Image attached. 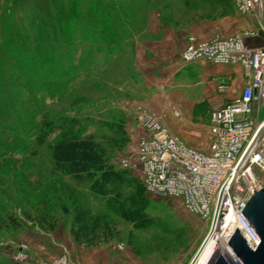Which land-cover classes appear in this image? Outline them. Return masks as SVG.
Returning <instances> with one entry per match:
<instances>
[{
	"label": "rangeland",
	"instance_id": "1",
	"mask_svg": "<svg viewBox=\"0 0 264 264\" xmlns=\"http://www.w3.org/2000/svg\"><path fill=\"white\" fill-rule=\"evenodd\" d=\"M149 5L165 6L155 15L187 27L237 14L232 0H0V264H74L72 245L106 247L118 264H192L198 254L196 264H210L224 249L212 238L219 227L181 199L149 194L137 169L121 165L144 134L141 114L155 115L176 135V120L189 110L177 104L181 112L157 115L141 105L160 90L156 79L167 64L150 55L163 45L147 43ZM188 37L186 46L212 38ZM203 111L206 121L210 110ZM63 120H74L81 137L125 171L118 197L56 161ZM176 136L202 151L204 135L198 145ZM43 216L57 227H42Z\"/></svg>",
	"mask_w": 264,
	"mask_h": 264
},
{
	"label": "built area",
	"instance_id": "2",
	"mask_svg": "<svg viewBox=\"0 0 264 264\" xmlns=\"http://www.w3.org/2000/svg\"><path fill=\"white\" fill-rule=\"evenodd\" d=\"M232 2L236 13L254 20L255 29L231 37L216 35L206 41L191 38L180 55L184 63L236 65L245 74L241 93L209 113L208 151L188 146L155 115L143 113L139 125L144 134L134 158L121 159V165L137 169L149 194L181 199L213 225L214 231L219 227L227 243L238 228L256 249L260 237L241 211L254 189L264 187V45H249L246 38H264V0ZM230 216L233 222L228 225ZM232 260L242 264L233 252Z\"/></svg>",
	"mask_w": 264,
	"mask_h": 264
},
{
	"label": "crops",
	"instance_id": "3",
	"mask_svg": "<svg viewBox=\"0 0 264 264\" xmlns=\"http://www.w3.org/2000/svg\"><path fill=\"white\" fill-rule=\"evenodd\" d=\"M164 9L165 6L149 5L148 10L152 14L149 16L147 23V43L150 46L157 45V47L163 45L162 53H159L158 47L150 55L154 54V57L151 56L154 61H157V58L158 60L167 61L165 68L163 67L165 74L156 79V85L161 87L160 90H155V94L151 95L149 99H144L141 105H144L146 109L155 111L157 115H159L157 111L160 110L163 114H168L166 109L170 108H175L181 112L177 104L188 108L189 110L184 114L181 112V119L176 120L178 130L175 134L186 136V138L187 136L192 137V141L196 144L198 143L197 139H201L204 135V142L200 145L201 148L198 147V149L205 152L208 151L210 134L209 115L207 120L203 121V110L209 108L211 111L234 100L244 87L245 74L243 69L236 65L214 64L209 61L183 64L180 55L186 46L187 37L194 35L200 39H208L217 33L231 37L243 31L254 30L256 24L251 17L237 13L225 22L208 21L189 27L179 26L174 22V24L166 23L163 17L155 15V12L159 13ZM246 43L261 46L264 45V38L263 36L247 37ZM234 86H237L235 88L236 95L231 93L232 90L235 91ZM181 88L186 91H175ZM187 93L194 94L195 99H187ZM72 247L74 251L70 253V257L74 264H118V259L115 260L111 251L106 247L88 248L77 245H72Z\"/></svg>",
	"mask_w": 264,
	"mask_h": 264
},
{
	"label": "trees",
	"instance_id": "4",
	"mask_svg": "<svg viewBox=\"0 0 264 264\" xmlns=\"http://www.w3.org/2000/svg\"><path fill=\"white\" fill-rule=\"evenodd\" d=\"M69 122H71V125H69ZM69 122L63 120L60 129L58 128L60 135L58 143L54 146V158L62 166H65V170L73 178L79 180V178L87 176L90 180L92 179V185L111 186L116 190L114 194L118 197L120 193L117 188H120L122 181L126 180L125 171L115 170L109 162L110 157L105 156V149L99 144H95L92 138L81 137L79 129L76 127L78 124L76 125L74 120ZM119 131L124 134L122 128ZM99 170L101 175L96 176L94 172ZM138 185L136 190L139 193V199L142 200L143 189L140 184ZM12 222L15 221L12 219ZM39 224L50 230L57 227V221H48L46 216L39 219Z\"/></svg>",
	"mask_w": 264,
	"mask_h": 264
},
{
	"label": "water",
	"instance_id": "5",
	"mask_svg": "<svg viewBox=\"0 0 264 264\" xmlns=\"http://www.w3.org/2000/svg\"><path fill=\"white\" fill-rule=\"evenodd\" d=\"M241 212L260 237V242L256 249H253L236 228L227 244L242 264H264V187L254 189ZM211 264H233V260L231 257L219 254Z\"/></svg>",
	"mask_w": 264,
	"mask_h": 264
},
{
	"label": "bare ground",
	"instance_id": "6",
	"mask_svg": "<svg viewBox=\"0 0 264 264\" xmlns=\"http://www.w3.org/2000/svg\"><path fill=\"white\" fill-rule=\"evenodd\" d=\"M227 222H228V225H230L233 222V219H232L231 216L227 219ZM230 228H232V227H230ZM213 235L214 236H212V235L211 236H212L214 241H223L224 244H225L224 249H221L220 251H218L215 254V257H217L219 254H224L225 256L231 257V259H232V251H231V249L229 248V246L227 244L226 237H225L224 233L222 232V230L220 232H215ZM215 257H214V259H215Z\"/></svg>",
	"mask_w": 264,
	"mask_h": 264
}]
</instances>
